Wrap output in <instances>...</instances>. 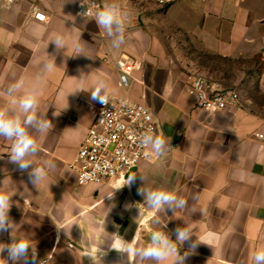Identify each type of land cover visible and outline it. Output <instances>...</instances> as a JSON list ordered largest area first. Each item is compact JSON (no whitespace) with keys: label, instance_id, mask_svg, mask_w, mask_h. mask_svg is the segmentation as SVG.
Returning a JSON list of instances; mask_svg holds the SVG:
<instances>
[{"label":"crops","instance_id":"crops-1","mask_svg":"<svg viewBox=\"0 0 264 264\" xmlns=\"http://www.w3.org/2000/svg\"><path fill=\"white\" fill-rule=\"evenodd\" d=\"M90 1L17 0L18 11H10L0 0V108L8 106L9 84L22 78L29 88L48 54L56 63L39 89L38 114L52 126L44 134L33 133L39 151L30 158L37 165L42 159L55 162L48 181L34 187L27 171L10 162L11 141L0 137V188L12 195L9 217L15 224L13 232L0 233V243H11L12 235L30 238L37 264H94L89 253L95 264L121 259L139 264L137 257H122L109 244L126 248L136 233L137 246L146 245L165 224L175 240L173 230L186 224L204 243L185 264H254V252L264 246V137L256 135H264V104L253 96L242 98L240 108H198L188 91L189 64L164 40L174 37L167 32L175 27L207 54L248 63V77L257 81V93H264V68L258 71L261 58L264 62V0H94L98 6L92 15L113 2L127 15L126 43L119 49L111 47L92 15L78 12ZM36 9L46 20L34 17ZM56 32L64 33L68 45L59 52L49 42ZM77 42L86 56H72ZM123 55L139 62L129 87L119 85L114 67ZM81 72L87 74L83 81ZM99 76L106 78L109 95H127L151 108L155 133L165 135L169 149L160 156L149 150L124 177L81 185L72 163L98 102L90 100V92H70L87 90ZM141 173L150 178V187L184 197L186 208L173 213L149 207L138 194ZM132 175L131 186H123ZM112 191V199L105 197ZM188 248L185 242L180 254ZM0 258L7 259V252Z\"/></svg>","mask_w":264,"mask_h":264},{"label":"clouds","instance_id":"clouds-1","mask_svg":"<svg viewBox=\"0 0 264 264\" xmlns=\"http://www.w3.org/2000/svg\"><path fill=\"white\" fill-rule=\"evenodd\" d=\"M6 7L10 11H18L15 0H6ZM89 15L92 14L89 13ZM92 19H95L99 29L111 40L113 49H119L126 43L128 17L125 13H122L117 3H107L102 8H98L95 14L92 15ZM32 31L33 34L36 33L37 29L35 26H33ZM49 42L54 43L57 52L68 47L65 35L62 32H56ZM73 51V57L81 54L85 55L82 46L78 42L73 45ZM55 67V57L48 54V58L41 63L39 72L36 74L31 87L26 88L22 78L8 85L4 93L8 98V106L0 108V137L11 141L10 162L16 164L20 171H27L30 183L37 189L42 183L48 181V173L56 168L55 162L51 159H42L38 165L34 164L33 160L30 159L36 156L39 151V146L33 133L44 134L52 126L46 115L41 116L38 114V107L39 89L43 83V77ZM86 75L81 72L79 79L83 81ZM108 89L109 85L106 78L99 76L87 90L75 88L70 93L79 91L90 92L91 101L107 105L109 103ZM53 115L57 114L54 112ZM138 144L141 148H147L157 156L164 154L169 149V142L165 135L155 133L151 129L139 138ZM135 179L136 175L129 176L123 186H131ZM139 179L142 182V186L138 188V194L144 197V201L149 207L160 212H165L168 209L173 213L186 208L187 200L184 197L168 191L163 186L159 188L150 187V178L145 174L141 173ZM113 196L114 191L105 195L109 199H112ZM11 197L12 195H9L6 189L0 188V233L8 232L9 230L13 232L14 230L15 224L9 217ZM166 226V224L163 225V230L153 231L150 236V242L146 245L137 246L138 237L135 233L134 238L126 248H118L111 244H109V248L116 250L122 257L125 253L127 257L129 254L134 255L138 258L139 264H144V261H154L155 264H161V262L166 260H170L171 264H185L186 257L194 252L195 248L200 243H204V241L194 234L191 226L186 224L173 230L175 235V240H173L169 232L164 231ZM193 235L196 236L195 240L191 239ZM29 240L30 238L21 239L12 235L11 243H0V257L5 251L7 252V259L0 258V264H8L9 260L12 264H37V253ZM185 242H189V248L188 251L181 255L180 247ZM30 249L31 253L29 252ZM87 256L95 264V258L90 253ZM252 259L254 264H264V246L254 252ZM115 264H124V261L121 259Z\"/></svg>","mask_w":264,"mask_h":264},{"label":"built area","instance_id":"built-area-1","mask_svg":"<svg viewBox=\"0 0 264 264\" xmlns=\"http://www.w3.org/2000/svg\"><path fill=\"white\" fill-rule=\"evenodd\" d=\"M3 1L6 4V0ZM97 6V2L91 0L88 4H81L78 12L89 15ZM34 17L46 20L45 12L40 9L34 11ZM114 67L119 74V85L129 87L139 62L123 55L114 62ZM188 91L194 96L196 106L206 111L243 106L241 95L235 87L200 73L188 76ZM108 97L107 105L98 102L95 120L72 163L78 184L81 185L107 182L132 172L149 153V149L139 146V138L149 129L156 132L154 114L148 105L127 95L108 94ZM256 135L264 137L262 133Z\"/></svg>","mask_w":264,"mask_h":264},{"label":"rangeland","instance_id":"rangeland-1","mask_svg":"<svg viewBox=\"0 0 264 264\" xmlns=\"http://www.w3.org/2000/svg\"><path fill=\"white\" fill-rule=\"evenodd\" d=\"M155 1L162 3L160 0ZM169 34L174 35V37L165 39V44L171 52H177L178 56L184 58L185 62L189 64L192 73H200L225 85L235 87L239 91L241 99L254 96L258 99V103L264 104V93L262 91L261 94L257 93V81L248 77L250 70L248 63L244 65L242 63L233 64L214 55L207 54L200 50L195 40L175 27L171 32H167V35ZM241 68L245 69V73Z\"/></svg>","mask_w":264,"mask_h":264},{"label":"trees","instance_id":"trees-1","mask_svg":"<svg viewBox=\"0 0 264 264\" xmlns=\"http://www.w3.org/2000/svg\"><path fill=\"white\" fill-rule=\"evenodd\" d=\"M255 59L257 60V62H260V60H259L260 59V55L259 56H256ZM263 68H264V62H263V60L261 58L260 65L258 66L259 73H262Z\"/></svg>","mask_w":264,"mask_h":264}]
</instances>
